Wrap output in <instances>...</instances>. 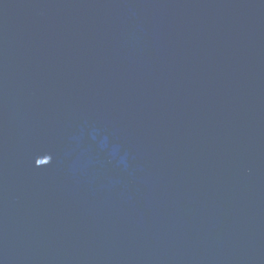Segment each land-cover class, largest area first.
I'll return each instance as SVG.
<instances>
[{"label":"water","instance_id":"95a60500","mask_svg":"<svg viewBox=\"0 0 264 264\" xmlns=\"http://www.w3.org/2000/svg\"><path fill=\"white\" fill-rule=\"evenodd\" d=\"M0 264H264V0H0Z\"/></svg>","mask_w":264,"mask_h":264}]
</instances>
